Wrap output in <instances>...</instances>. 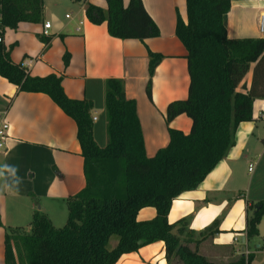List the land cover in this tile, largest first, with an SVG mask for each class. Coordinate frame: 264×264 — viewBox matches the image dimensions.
Masks as SVG:
<instances>
[{"label": "trees", "instance_id": "1", "mask_svg": "<svg viewBox=\"0 0 264 264\" xmlns=\"http://www.w3.org/2000/svg\"><path fill=\"white\" fill-rule=\"evenodd\" d=\"M185 1L187 21L178 16L176 35L187 50L188 95L168 104L169 143L153 157L146 154L137 101L127 98L124 80L105 82L107 144L101 147L94 138L92 101L68 97L63 75L33 76L12 60L11 47L0 41V76L18 93L48 95L76 122L86 177L84 189L67 199L64 226L55 227L36 210L29 231L5 228V264H116L123 255L156 242L165 244L167 260L216 264L191 247L194 232L188 220L171 223L168 215L174 200L195 190L228 155L240 123L253 120L254 100L264 98V37L228 36L224 17L234 0ZM106 4L103 9L88 3L85 14L95 25L105 23L112 37L144 42L159 35L142 0ZM44 6V0H0V36L21 22H41ZM148 57L146 94L152 100V77L164 56L148 49ZM63 59L68 66L70 55ZM180 115L191 119L188 133L169 126ZM145 207L155 208L156 216L139 221L138 212ZM263 216L264 198L248 206L247 240L259 235ZM113 237L116 244L110 247ZM248 262L241 256L230 264Z\"/></svg>", "mask_w": 264, "mask_h": 264}, {"label": "crops", "instance_id": "2", "mask_svg": "<svg viewBox=\"0 0 264 264\" xmlns=\"http://www.w3.org/2000/svg\"><path fill=\"white\" fill-rule=\"evenodd\" d=\"M123 2L126 6L129 0ZM142 2L159 29L157 37L144 42L112 37L105 23L95 25L88 20L86 5L106 9V0H44L41 22L7 28L3 40L11 47L12 60L33 76L63 75L68 97L92 101L95 140L107 122L101 123L96 115L97 111L106 115L105 82L109 78L124 80L127 98L137 101L146 154L153 157L169 143L168 104L188 95L187 50L176 35L178 16L187 21V8L185 0ZM263 13L264 0H234L224 17L228 36L263 37L259 31ZM46 21L51 22L48 33H44ZM148 49L164 56L152 77V100L146 94ZM65 53L70 55L68 66ZM250 81L251 73L244 82ZM3 115L11 124V136L0 150V264H5V228L27 225L24 229L29 231L39 209L55 226L56 219L66 218L67 199L86 186L77 124L48 95L18 93L15 85L0 76ZM191 125L186 115L169 124L184 133ZM235 139L228 155L204 181L174 200L168 219L171 223L187 219L188 229L194 232L191 247L197 246L211 262L230 264L244 256L248 264H264V216L259 235L246 238L248 206L264 198V98L254 100L253 120L240 123ZM155 216V208L145 207L137 219L147 221ZM195 241L199 243L195 245ZM116 264L184 263L167 260L165 244L156 242L123 255Z\"/></svg>", "mask_w": 264, "mask_h": 264}, {"label": "built area", "instance_id": "3", "mask_svg": "<svg viewBox=\"0 0 264 264\" xmlns=\"http://www.w3.org/2000/svg\"><path fill=\"white\" fill-rule=\"evenodd\" d=\"M67 17H69L67 15ZM51 28V22L46 21L44 23V33H48V30ZM1 30V27H0ZM79 31V28H78ZM259 31L260 34L264 37V13L260 17V23H259ZM4 39V36H0V41ZM6 115V114H5ZM0 116V150L5 148L7 139L11 136L10 130H11V124L7 120L6 116ZM96 120V118H94Z\"/></svg>", "mask_w": 264, "mask_h": 264}, {"label": "rangeland", "instance_id": "4", "mask_svg": "<svg viewBox=\"0 0 264 264\" xmlns=\"http://www.w3.org/2000/svg\"><path fill=\"white\" fill-rule=\"evenodd\" d=\"M96 115L101 120V123H103L104 120L106 121V115H104V117H103V114L100 111H97V114ZM106 123L107 122H105V124H103V128L101 130V133H96V141H97V144L99 146H101V147H103V146H105L107 144ZM39 210H41V209H39ZM65 215H66V218L63 219V220L62 219L61 220L60 219H56V221L54 223L55 224V227H62V226L65 225V223L67 221V218H68V208H67V206H66V213H65ZM26 227H28V226L25 225L24 228L27 229ZM116 239H117L116 237H113L111 239V241H110V247H114L115 246Z\"/></svg>", "mask_w": 264, "mask_h": 264}, {"label": "water", "instance_id": "5", "mask_svg": "<svg viewBox=\"0 0 264 264\" xmlns=\"http://www.w3.org/2000/svg\"><path fill=\"white\" fill-rule=\"evenodd\" d=\"M27 230V229H26Z\"/></svg>", "mask_w": 264, "mask_h": 264}]
</instances>
